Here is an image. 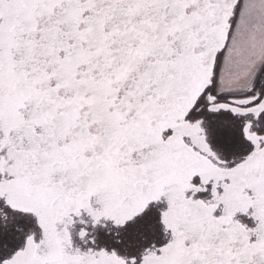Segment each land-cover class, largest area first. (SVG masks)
Listing matches in <instances>:
<instances>
[{
	"label": "snow or ice",
	"instance_id": "snow-or-ice-1",
	"mask_svg": "<svg viewBox=\"0 0 264 264\" xmlns=\"http://www.w3.org/2000/svg\"><path fill=\"white\" fill-rule=\"evenodd\" d=\"M0 264H264V0H0Z\"/></svg>",
	"mask_w": 264,
	"mask_h": 264
}]
</instances>
